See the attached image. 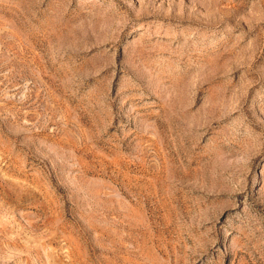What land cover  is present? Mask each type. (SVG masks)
<instances>
[{
  "label": "rangeland",
  "instance_id": "obj_1",
  "mask_svg": "<svg viewBox=\"0 0 264 264\" xmlns=\"http://www.w3.org/2000/svg\"><path fill=\"white\" fill-rule=\"evenodd\" d=\"M0 264H264V0H0Z\"/></svg>",
  "mask_w": 264,
  "mask_h": 264
}]
</instances>
